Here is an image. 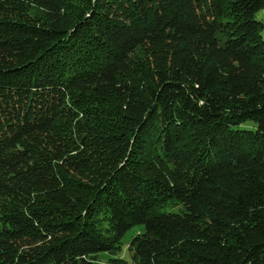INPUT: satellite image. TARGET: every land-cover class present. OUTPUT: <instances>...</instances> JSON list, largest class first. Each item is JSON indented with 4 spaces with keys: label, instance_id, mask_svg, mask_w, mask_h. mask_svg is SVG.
<instances>
[{
    "label": "trees",
    "instance_id": "16d2710c",
    "mask_svg": "<svg viewBox=\"0 0 264 264\" xmlns=\"http://www.w3.org/2000/svg\"><path fill=\"white\" fill-rule=\"evenodd\" d=\"M260 12L0 0V264H264Z\"/></svg>",
    "mask_w": 264,
    "mask_h": 264
},
{
    "label": "rangeland",
    "instance_id": "374dc122",
    "mask_svg": "<svg viewBox=\"0 0 264 264\" xmlns=\"http://www.w3.org/2000/svg\"><path fill=\"white\" fill-rule=\"evenodd\" d=\"M264 16L262 15V13L260 12L258 14V18L264 19ZM262 36L264 38V30L262 31ZM241 130H256L257 129V124L254 123L253 121H247L245 123H243L242 125H240L239 127H235ZM163 210L165 211H171V209L169 207L164 208ZM141 231H144V228L142 227H136L131 229L122 239V245H121V249L117 252V255H113V254H107V253H101L99 254V260L102 263H109L111 259H115V258H120L123 259L125 261H127L129 264H132V256H131V252L129 250L130 247V242L131 240Z\"/></svg>",
    "mask_w": 264,
    "mask_h": 264
}]
</instances>
